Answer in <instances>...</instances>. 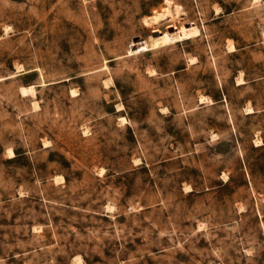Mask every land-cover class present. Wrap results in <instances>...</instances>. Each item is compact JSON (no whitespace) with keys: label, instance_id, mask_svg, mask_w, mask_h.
<instances>
[{"label":"rangeland","instance_id":"rangeland-1","mask_svg":"<svg viewBox=\"0 0 264 264\" xmlns=\"http://www.w3.org/2000/svg\"><path fill=\"white\" fill-rule=\"evenodd\" d=\"M0 264H264V0H0Z\"/></svg>","mask_w":264,"mask_h":264},{"label":"bare ground","instance_id":"bare-ground-1","mask_svg":"<svg viewBox=\"0 0 264 264\" xmlns=\"http://www.w3.org/2000/svg\"><path fill=\"white\" fill-rule=\"evenodd\" d=\"M169 7H170V4L168 3V7H166L165 10H164L163 12L161 11L162 13H156L155 15L153 14V15H154L153 18H151V17H150V18L153 19V22L155 21V22L157 23V21H159V20L162 19L164 16H166L167 14H169V12H170V10H169L170 8H169ZM174 9H175L174 12L176 13V15H177L178 13L181 12V7H179L178 5H176ZM171 14H172V13H171ZM174 15H175V14H174ZM167 16H168V15H167ZM149 22H150V21H149ZM7 32H8V31H7ZM5 33H6V30H5ZM233 50H234V49H232V51H233ZM238 83H239V82H238ZM205 99H206V98L202 96V97L200 98V102L202 103V101H205ZM209 99H210V98H209ZM206 101H207V100H206ZM208 103L210 104V103H212V101L208 100ZM119 105H120V104H119ZM118 107H120V106H118ZM121 107H122V106H121ZM121 107H120V108H121ZM165 109H166V108H165ZM47 144H49V143H47ZM45 146H46V145H45ZM10 154H11V153H10ZM11 155H12V154H11ZM138 163H139V162H138ZM59 178H60V177H59ZM108 208H109V207H108Z\"/></svg>","mask_w":264,"mask_h":264}]
</instances>
